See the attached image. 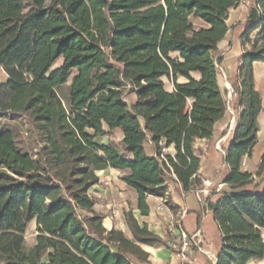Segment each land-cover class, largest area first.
Here are the masks:
<instances>
[{
	"label": "trees",
	"instance_id": "16d2710c",
	"mask_svg": "<svg viewBox=\"0 0 264 264\" xmlns=\"http://www.w3.org/2000/svg\"><path fill=\"white\" fill-rule=\"evenodd\" d=\"M240 4L0 0V66L7 74L0 81V264H144V245L171 250V233L155 234L132 208L122 213L128 234L105 228L89 190L99 171L128 170L121 179L138 194L141 216L149 213L147 196L168 195L171 182L181 194L200 190L203 150L195 142L210 140L229 108L238 116L224 150L227 190L207 203L220 237L215 262L264 258V153L254 173L241 169L264 111L252 64L264 61V0H254L236 25L245 49L228 78L229 102L218 81L226 51L218 43ZM129 93L132 105L124 99ZM4 121L25 124L29 149ZM116 128L121 141L96 140ZM148 141L154 155L145 150ZM172 145L174 155H164Z\"/></svg>",
	"mask_w": 264,
	"mask_h": 264
},
{
	"label": "crops",
	"instance_id": "0c3cea01",
	"mask_svg": "<svg viewBox=\"0 0 264 264\" xmlns=\"http://www.w3.org/2000/svg\"><path fill=\"white\" fill-rule=\"evenodd\" d=\"M244 3L247 4L248 7L250 6L249 1H245ZM239 6H237V8H231V10H236ZM248 7L240 23L237 22V20L234 21L232 25L229 26L230 29L226 37L218 43L219 48L227 46V52L222 56V61L220 63L221 73L218 76V81L220 86L226 90L228 99H231L232 92L228 78H231L237 71L240 65L239 56L245 49L237 36L239 35V31L236 25L245 23ZM252 64L255 88L259 92V95H261V105L262 109H264V61H255ZM192 75L193 77H198V74L195 72L192 73ZM6 79V71L0 66V81H6ZM220 79L223 80V82H221ZM161 80L164 82L166 78L163 77ZM178 81L183 82V79L179 78ZM171 89L172 84L169 83V91ZM124 99L131 105L136 102L134 93L126 95ZM237 116L238 112L229 108L226 116L215 124V130L210 140H196L195 144L200 146L203 150L200 156L201 162L198 171L202 182L208 180L212 183H219L220 181L224 183V176L228 170V166L224 159V150L231 144L232 132L234 131ZM257 126V143L253 147L252 154L250 157H242L241 169L248 173L255 172L260 158L264 153V111L257 117ZM122 139L123 132L118 128L111 130L109 135L96 138L101 144H106L109 140L119 142ZM160 144L162 145L163 143L161 142ZM144 145L147 154L154 155V145L149 141L145 142ZM255 149H258V155H255ZM174 153L175 150L173 145L163 148L164 155L172 156ZM126 173H128V170H119L115 168L101 170L98 172L100 178L99 182L91 189L93 196L98 198V202L94 205L93 209L105 215L103 220L107 226L104 225V227L111 229L112 226H115L125 233L127 226L124 224L122 213L123 211H127L128 208H132L134 215L140 223L145 222L148 224L149 229L155 234L166 238V233H171V228L173 226L172 222L178 216V212L185 210V214L181 219L182 228L185 230L188 237L194 240L197 238H192V235L197 230H200V244H194L195 246L191 244L194 248L192 247L190 253L183 252L184 257L181 256L179 252L173 249L169 250L161 244L154 246L144 245L142 248L147 251L149 255L147 262L144 264H215V256L217 255L216 252L220 245V237L217 232L216 224L213 221L212 213L208 209L205 200L207 199L208 202L216 201L220 197L221 190L217 191L209 187L206 188L207 192L201 196L194 191L181 194L179 191H176L175 183L171 182L167 195L171 208H157L160 197L148 195L147 203L149 213L141 216L137 208L138 194L121 179V176L126 175ZM209 192H214V194H210ZM96 205H103L107 209H109V207H115V209H117L115 217L112 218V216H108L106 210L95 209ZM254 260H250L247 264H250V262Z\"/></svg>",
	"mask_w": 264,
	"mask_h": 264
},
{
	"label": "rangeland",
	"instance_id": "374dc122",
	"mask_svg": "<svg viewBox=\"0 0 264 264\" xmlns=\"http://www.w3.org/2000/svg\"><path fill=\"white\" fill-rule=\"evenodd\" d=\"M48 1V0H47ZM245 1H249V5H252L253 3H254V1L253 0H241V5L238 7V9H236V10H231L229 13H228V19H227V24H228V26H231L232 25V23L234 22V21H236L237 20V22H239L240 23V20L241 19H243L244 17H243V14H244V12L246 11V9H247V4H245L244 2ZM237 8V7H236ZM238 31H240V27H238ZM238 36V35H237ZM227 47V46H226ZM226 47H224L223 49H225L226 51H225V53L227 52V49H226ZM224 53V54H225ZM223 54V55H224ZM62 61V59L60 58V60H58V61H56L54 64H53V66L52 67H55V66H57L58 64H60V62ZM221 80V79H220ZM164 82H165V88L167 89V90H169V83L166 81V80H164ZM221 82H223V80H221ZM130 94V93H129ZM128 95V94H127ZM4 122H6V121H4ZM6 124L7 125H9L10 127H12L13 129H14V131L16 132V134H18V137H19V139H20V141H21V143H22V145H23V147L24 148H26V149H29L30 147H31V145H32V140L29 138V136H28V134L26 133V127H25V124L23 123V122H17V121H15V122H6ZM259 154V152H258V149H255V155H258ZM92 189V188H91ZM91 189L89 190V193L91 194V195H93L92 193H91ZM221 191H220V195H221V193L223 192V190H227V185L226 184H224L222 187H221V189H220ZM210 194H214V192H209ZM199 195L201 196L202 195V193H199ZM205 202H207L208 203V200L206 199L205 200ZM96 208H98L99 210H106V214L108 215V216H112V218H114L115 217V215H116V210L117 209H115V207H109V209H107V208H105L103 205H100V206H98V205H96V207H95V209ZM113 223H114V221H113ZM102 225H103V222H102ZM104 226V225H103ZM28 229H27V231H26V233H25V235H24V238H25V243H26V245L29 247V246H32L34 243V236H35V234H36V230H37V227H36V225H35V220H33V221H31L29 224H28ZM125 234H128V230H127V228L125 229ZM171 235H172V241H171V244H172V249L174 250V251H176V252H180V251H182L183 250V252L184 253H190L191 252V250H192V247H193V245H194V243H192L193 245H187V246H183L182 244H181V240H179L178 238H175L174 236H173V233H171ZM262 236H263V238H264V232L262 233ZM195 246V245H194ZM194 248V247H193ZM250 264H264V258L262 259V260H254V261H252V262H250Z\"/></svg>",
	"mask_w": 264,
	"mask_h": 264
},
{
	"label": "built area",
	"instance_id": "2783aa9c",
	"mask_svg": "<svg viewBox=\"0 0 264 264\" xmlns=\"http://www.w3.org/2000/svg\"><path fill=\"white\" fill-rule=\"evenodd\" d=\"M213 185V183L211 181H204L203 182V188H201L200 190H196V193H202L205 194V192H207L206 188H209ZM224 185V183L220 182L219 184H217L215 190L220 191L221 187ZM159 205L157 208L162 209V208H171V204L168 201L167 195L164 197H160L159 198ZM207 205V203H206ZM185 214V210H181L180 212H178V216L176 217V219L172 222L173 226L171 228V233H173V236L175 238H178L179 240H181V244L185 247L187 245H191L192 243L198 245L201 242V238L199 237L200 234V230H197L193 235L192 238H197L196 240L191 239L190 237H188L187 233L185 232V230L182 228V223H181V219ZM179 254L181 256L184 257L183 254V250L179 252Z\"/></svg>",
	"mask_w": 264,
	"mask_h": 264
},
{
	"label": "bare ground",
	"instance_id": "6f19581e",
	"mask_svg": "<svg viewBox=\"0 0 264 264\" xmlns=\"http://www.w3.org/2000/svg\"><path fill=\"white\" fill-rule=\"evenodd\" d=\"M103 225L107 226L106 223H105V221H103Z\"/></svg>",
	"mask_w": 264,
	"mask_h": 264
},
{
	"label": "water",
	"instance_id": "95a60500",
	"mask_svg": "<svg viewBox=\"0 0 264 264\" xmlns=\"http://www.w3.org/2000/svg\"><path fill=\"white\" fill-rule=\"evenodd\" d=\"M230 101V99H228V102ZM215 264H216V262H215Z\"/></svg>",
	"mask_w": 264,
	"mask_h": 264
}]
</instances>
